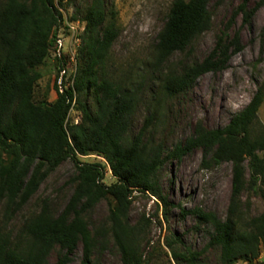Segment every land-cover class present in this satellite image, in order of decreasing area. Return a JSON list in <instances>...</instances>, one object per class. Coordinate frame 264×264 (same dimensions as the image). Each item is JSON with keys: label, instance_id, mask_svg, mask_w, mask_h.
Masks as SVG:
<instances>
[{"label": "trees", "instance_id": "obj_1", "mask_svg": "<svg viewBox=\"0 0 264 264\" xmlns=\"http://www.w3.org/2000/svg\"><path fill=\"white\" fill-rule=\"evenodd\" d=\"M213 1L173 2L158 35L156 67L169 64L174 55L185 52L196 38L210 30ZM57 4L64 6L63 0ZM112 16L107 21L104 0H91L83 17L86 28L79 49L75 93L70 89L58 94L53 103H47L36 100L35 89L43 78V68L50 63L63 20L56 0H6L0 8V205L5 203L6 222L31 201L62 163L72 160L77 170L74 194L61 214L54 215L45 205L24 222L16 236L6 226H0V264H47L57 248L60 254L56 264H68L80 243L83 264H94L92 255L98 236L113 238L123 264H145V231L140 223L133 226L128 220L132 195L135 191L149 193L167 208L169 202L162 195L159 172L170 159L180 160L195 149L203 151L205 167L232 164L230 204L225 221L213 213L193 210L201 222L213 227L214 233L201 251H193L178 238L167 240L172 259L176 264H203L204 253L218 249L220 264L254 263L264 246V212L249 217L243 210L242 196L249 190L264 201V126L258 117L264 102V86L228 125L209 130L199 123L193 136L170 153L162 144L144 140L151 117L131 140L128 134L141 96L138 90L105 72L120 36L115 14ZM71 19L77 20L78 13ZM242 50L238 33L232 39L220 36L201 63L182 74L169 66L161 81L163 93L174 96L184 92L201 76L225 69L231 57ZM90 93L95 100V113L85 102ZM74 102L82 119L78 125L69 126ZM91 154L106 160L116 178L114 184H104L106 166L80 161V155ZM102 199L114 201L110 227L94 236L83 213Z\"/></svg>", "mask_w": 264, "mask_h": 264}, {"label": "rangeland", "instance_id": "obj_2", "mask_svg": "<svg viewBox=\"0 0 264 264\" xmlns=\"http://www.w3.org/2000/svg\"><path fill=\"white\" fill-rule=\"evenodd\" d=\"M104 1L107 21L112 19L114 13L120 29V36L105 65V72L110 78L138 90L141 96L128 134L129 139H134L151 117L144 140H153L156 145L162 144L166 153H170L193 136L199 123L209 130L228 125L235 115L247 107L259 88L264 86V4L261 0H214L210 5L213 16L210 30L196 38L185 52L177 53L169 64L162 67L154 65V53L158 35L175 0ZM5 2L6 0H0V8ZM90 2L91 0H63L64 6L59 7L63 20L71 21L72 16L78 13V19L74 22L79 21L76 25L77 34L82 36L86 28L84 12ZM243 4L244 10H241ZM237 33L243 50L231 57L225 69L201 76L192 87L177 95L168 96L163 93L161 81L169 66L182 74L207 58L220 36L227 35L232 39ZM82 42L83 40L81 46ZM79 54L78 51V59ZM42 73L43 78L35 89V98L38 102L53 103L57 99L54 88L55 65L50 62ZM85 102L90 112L95 113L92 93ZM258 117L264 126V102L258 111ZM81 119L82 112L75 103L69 116V126L78 125ZM68 131L71 134L70 129ZM79 159L84 163L106 166L105 185L116 182L103 157L91 154L80 155ZM76 172L72 160L62 163L43 182L31 201L11 217L8 223L5 220L3 202L0 205V226H6L16 236L24 222L38 214L45 205L54 215L61 214L74 194ZM232 175L231 163L205 167L203 151L195 149L180 160L170 159L159 172L161 192L169 202L167 208L149 193L134 192L128 220L133 226L140 223L145 231V264H176L166 246L167 240L181 239L193 251H201L208 245L214 229L210 224L201 222L192 211L200 209L225 221L230 204ZM246 175L249 177L248 169ZM242 199L243 210L249 217H257L264 212V201L259 195L246 190ZM113 205L112 199H102L83 213L92 235L95 236L100 230L108 231ZM96 242L97 249L92 255L94 264H123L112 237L104 239L98 236ZM59 254L57 248L48 257L47 264H56ZM219 256L218 249H208L203 255V264H220ZM68 264H83L81 243ZM254 264H264V246L261 248L260 258Z\"/></svg>", "mask_w": 264, "mask_h": 264}, {"label": "built area", "instance_id": "obj_3", "mask_svg": "<svg viewBox=\"0 0 264 264\" xmlns=\"http://www.w3.org/2000/svg\"><path fill=\"white\" fill-rule=\"evenodd\" d=\"M56 1V7L59 5ZM60 12L62 10L59 8ZM64 19L57 30L53 52L50 62L57 65L54 86L57 87L56 93L65 94L72 89L75 93V80L78 75V51L81 47L82 35L77 34L79 23ZM84 30V29H83ZM76 102H74L75 104ZM73 104V106H74ZM73 109V108H72ZM242 264H254L241 262Z\"/></svg>", "mask_w": 264, "mask_h": 264}]
</instances>
